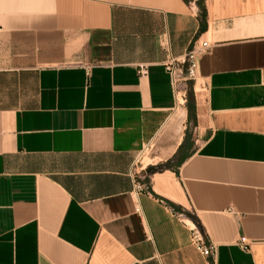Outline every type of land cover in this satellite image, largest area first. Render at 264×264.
I'll return each instance as SVG.
<instances>
[{
	"label": "crops",
	"instance_id": "obj_1",
	"mask_svg": "<svg viewBox=\"0 0 264 264\" xmlns=\"http://www.w3.org/2000/svg\"><path fill=\"white\" fill-rule=\"evenodd\" d=\"M194 233L264 264V0H0V264H207Z\"/></svg>",
	"mask_w": 264,
	"mask_h": 264
},
{
	"label": "built area",
	"instance_id": "obj_2",
	"mask_svg": "<svg viewBox=\"0 0 264 264\" xmlns=\"http://www.w3.org/2000/svg\"><path fill=\"white\" fill-rule=\"evenodd\" d=\"M211 44L208 40L197 39L191 49L184 55L170 57L164 62V66L171 76V82L175 93L177 104L186 102L188 98L189 82L197 78V58L198 55L210 48ZM139 73L145 75L148 72V65L141 63L139 65ZM144 150L138 155L135 164H138ZM134 179V195L149 190L148 184L144 181L145 175L136 171L132 172ZM139 211V207H137ZM193 240L198 251L207 259V264H214V258L217 252V246L213 242L207 243L202 235L194 233Z\"/></svg>",
	"mask_w": 264,
	"mask_h": 264
},
{
	"label": "rangeland",
	"instance_id": "obj_3",
	"mask_svg": "<svg viewBox=\"0 0 264 264\" xmlns=\"http://www.w3.org/2000/svg\"><path fill=\"white\" fill-rule=\"evenodd\" d=\"M193 81V80H192ZM189 87H190V84H189ZM188 93H189V91H188ZM148 154H147V151H145L143 154H142V156H141V158H140V161L138 162V164L136 165V168H137V170L139 171L141 168V166L142 165H144V164H146V163H148L150 160H149V158H148V156H147ZM141 171V170H140Z\"/></svg>",
	"mask_w": 264,
	"mask_h": 264
}]
</instances>
